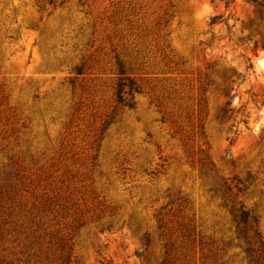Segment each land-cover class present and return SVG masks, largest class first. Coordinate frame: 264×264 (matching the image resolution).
Returning <instances> with one entry per match:
<instances>
[{
    "label": "rangeland",
    "instance_id": "obj_1",
    "mask_svg": "<svg viewBox=\"0 0 264 264\" xmlns=\"http://www.w3.org/2000/svg\"><path fill=\"white\" fill-rule=\"evenodd\" d=\"M0 264H264V7L0 0Z\"/></svg>",
    "mask_w": 264,
    "mask_h": 264
},
{
    "label": "trees",
    "instance_id": "obj_2",
    "mask_svg": "<svg viewBox=\"0 0 264 264\" xmlns=\"http://www.w3.org/2000/svg\"><path fill=\"white\" fill-rule=\"evenodd\" d=\"M250 1L255 2V3H257L258 5L264 7V0H259V1H258V0H250ZM243 218H244V216H243Z\"/></svg>",
    "mask_w": 264,
    "mask_h": 264
}]
</instances>
